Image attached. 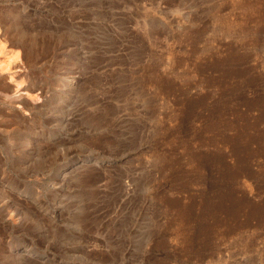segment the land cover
<instances>
[{
    "label": "rangeland",
    "instance_id": "rangeland-1",
    "mask_svg": "<svg viewBox=\"0 0 264 264\" xmlns=\"http://www.w3.org/2000/svg\"><path fill=\"white\" fill-rule=\"evenodd\" d=\"M0 33V264H264V0H0Z\"/></svg>",
    "mask_w": 264,
    "mask_h": 264
},
{
    "label": "bare ground",
    "instance_id": "bare-ground-1",
    "mask_svg": "<svg viewBox=\"0 0 264 264\" xmlns=\"http://www.w3.org/2000/svg\"><path fill=\"white\" fill-rule=\"evenodd\" d=\"M3 27V26H2ZM7 28V27H6ZM6 28H3L4 29V31L3 32H5V30H6ZM0 34H2V33H0ZM4 34V33H3ZM21 37V36H20ZM19 37V38H20ZM11 41V40H10ZM11 43V42H10ZM14 44V43H13ZM22 45V44H21ZM19 46V45H18ZM23 46V45H22ZM22 53V52H21ZM9 53L8 52H6V54L5 55H8ZM22 55V54H21ZM9 57H10V59H9V61L8 62H6V64L5 65H2V66H0V99H4V100H6V102L7 103H18V104H20L21 105V107L22 108H24V109H29L31 106H29V104L28 103H26V101L24 100V98H23V94L21 95V94H18V92L20 91V90H22V91H24L25 90V92H28V91H26L27 89L29 90L30 88H28V84H24V85H21L22 83V81L21 80H16V78H18V76H20V74L23 72V71H21V73L19 72H17V71H20L21 70V67H23L24 65H23V63L25 62V61H23L24 60V58H25V56L23 55V59L21 58L20 59V61H18V60H16V58H18V53H16L14 56L16 57V58H14V57H11V55L9 54L8 55ZM13 56V55H12ZM9 57H7V59L9 58ZM22 57V56H21ZM26 59H29V57L28 58H26ZM27 62V61H26ZM26 62L24 63V64H26ZM27 65V64H26ZM4 69H5V71H6V69H7V71L6 72H10V74H7L9 77H10V79L12 80V78L11 77H14V79H13V81L12 82H14V83H16V88H17V90H14L12 93H11V90H12V88H13V86L10 84V83H12V82H7L5 79V73H3L4 72ZM25 72V71H24ZM12 73H15V75L14 74H12ZM23 74V73H22ZM6 75V76H7ZM14 75V76H13ZM22 78V77H21ZM20 79V78H19ZM14 83H12V84H14ZM31 85V84H30ZM34 86V85H33ZM37 86V85H36ZM30 87V86H29ZM32 87V86H31ZM33 89H34V87H33ZM19 90V91H18ZM21 91V92H22ZM8 92H10L11 93V95L8 93ZM16 92H17V94H16ZM40 93V92H39ZM16 94V95H15ZM38 95V94H37ZM37 97V96H36ZM33 103V102H32ZM34 105V104H33ZM33 109V108H32ZM20 120V122L22 121L21 119H19ZM1 121V120H0ZM3 122V121H2ZM17 122H19V121H17ZM25 122V121H24ZM32 123V122H31ZM34 123V122H33ZM32 123V124H33ZM21 124H23V123H20V124H18L19 125V127H20V125ZM26 124H27V122H26ZM25 124V125H26ZM32 124L30 125V126H32ZM4 125V124H3ZM28 125V124H27ZM16 126V125H15ZM15 126L13 127V128H15ZM18 126H16V128H17ZM22 127H26V126H22ZM28 128V127H27ZM18 129V128H17ZM17 129H14V130H17ZM26 129V128H25ZM29 129H30V127H29ZM32 129V128H31ZM21 130V129H20ZM22 131V130H21ZM23 131H24V129H23ZM27 131V130H26ZM34 132V131H33ZM36 132V131H35ZM29 134H30V132H28ZM32 133V132H31ZM34 134V133H33ZM36 136V135H35ZM23 138V137H22ZM25 138H28V140L29 139H32V138H30V137H26L25 136ZM30 141V140H29ZM30 143H32L31 141H30ZM32 145V144H31ZM3 180H4V178H2ZM3 189V188H2ZM1 190V189H0ZM2 191V190H1ZM5 192V191H4ZM3 192V193H4ZM15 205V204H14ZM10 210H11V212H13L14 213V215L15 216H20L21 215V209L19 208V207H16V208H14V206H13V208H12V206H10Z\"/></svg>",
    "mask_w": 264,
    "mask_h": 264
}]
</instances>
